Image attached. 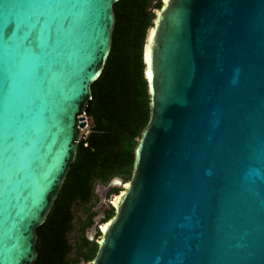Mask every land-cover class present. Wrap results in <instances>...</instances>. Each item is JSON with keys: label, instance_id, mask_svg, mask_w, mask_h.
Instances as JSON below:
<instances>
[{"label": "water", "instance_id": "obj_1", "mask_svg": "<svg viewBox=\"0 0 264 264\" xmlns=\"http://www.w3.org/2000/svg\"><path fill=\"white\" fill-rule=\"evenodd\" d=\"M116 1L0 0V264L36 258ZM153 13L150 119L83 264H264V0H161Z\"/></svg>", "mask_w": 264, "mask_h": 264}, {"label": "trees", "instance_id": "obj_2", "mask_svg": "<svg viewBox=\"0 0 264 264\" xmlns=\"http://www.w3.org/2000/svg\"><path fill=\"white\" fill-rule=\"evenodd\" d=\"M161 0H118L111 47L100 75L91 84V99L76 156L45 221L35 232L33 264H80L97 251L99 230L90 238L96 211L94 187L131 178L138 139L150 119L144 45ZM113 186L109 194H117ZM81 211L82 215L77 216ZM113 214L103 211L101 222ZM75 232L74 238L72 237Z\"/></svg>", "mask_w": 264, "mask_h": 264}, {"label": "rangeland", "instance_id": "obj_3", "mask_svg": "<svg viewBox=\"0 0 264 264\" xmlns=\"http://www.w3.org/2000/svg\"><path fill=\"white\" fill-rule=\"evenodd\" d=\"M87 124H88V120H87ZM87 126L83 129L82 132H87L86 131ZM113 184H109V185H101V184H96L94 187V192H95V205L93 207V209L96 211V216L94 217V224L92 227H90L86 234L92 238L95 235L96 232V228L99 224H101V218L103 216V211H104V207L106 205H108L109 199L111 198V196L113 194H109V189L113 186H121L122 181H113ZM82 213L81 211L77 212V216H81ZM75 232H73L72 237L74 238ZM83 264V261L80 263Z\"/></svg>", "mask_w": 264, "mask_h": 264}, {"label": "flooded vegetation", "instance_id": "obj_4", "mask_svg": "<svg viewBox=\"0 0 264 264\" xmlns=\"http://www.w3.org/2000/svg\"><path fill=\"white\" fill-rule=\"evenodd\" d=\"M113 182V181H112ZM111 184H113V183H111ZM109 205H106L105 207H104V210H109Z\"/></svg>", "mask_w": 264, "mask_h": 264}, {"label": "built area", "instance_id": "obj_5", "mask_svg": "<svg viewBox=\"0 0 264 264\" xmlns=\"http://www.w3.org/2000/svg\"><path fill=\"white\" fill-rule=\"evenodd\" d=\"M83 131V130H82ZM86 133V132H85ZM82 135V134H81Z\"/></svg>", "mask_w": 264, "mask_h": 264}]
</instances>
